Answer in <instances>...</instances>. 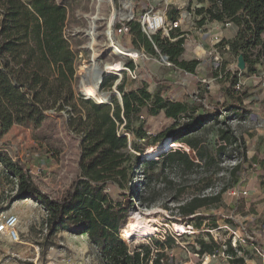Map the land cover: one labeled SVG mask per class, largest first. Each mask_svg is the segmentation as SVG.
I'll use <instances>...</instances> for the list:
<instances>
[{"label": "rangeland", "instance_id": "obj_1", "mask_svg": "<svg viewBox=\"0 0 264 264\" xmlns=\"http://www.w3.org/2000/svg\"><path fill=\"white\" fill-rule=\"evenodd\" d=\"M56 1L64 2L68 9L64 35L76 53L74 90L77 98L86 99L84 90L103 76L102 82L106 76L112 77L109 81L111 84L100 88L103 94L93 98L96 101L104 99L106 92H110L111 99L115 96L119 99L122 93L118 85L125 81V88L130 89L135 87L136 80H146L152 93L161 91L164 97L205 105L198 110V114H208L214 106L225 101L232 102L233 97L247 95L243 100L237 101L246 112L228 121L236 134L245 140L246 160L240 157L241 153L237 150L232 151L230 146L227 152L218 157V165L210 166L206 172L207 177L213 178V185L203 192L207 195L215 194L226 187L222 201L202 208L200 214L206 218L197 217L196 221L190 223L179 213L178 204L189 198L194 189L204 187L207 180L199 181V173L185 172L177 166L156 168L155 172L158 173L152 179L147 177L150 172L144 173L142 166L139 169L129 168L131 181L118 185L112 191L116 202L132 204L127 223L121 230L127 244L133 248L151 243L152 238L164 239L170 234L175 240L174 246L166 249L170 261L173 264H189L192 259V264H199L204 255L194 254L195 247L198 248V238L209 240L208 234H211L225 246L228 240H234L233 233L225 226L229 217L239 225L247 226L253 235L261 234L264 227V66L257 65L256 72L240 70L238 58L228 49H221V62H216L207 53L208 55L200 57L196 73L186 74L176 66L167 65L160 51L158 54H150L133 43L131 34L119 32L121 23L126 20L120 15L127 11L126 4H132L133 20H138L141 16L138 0ZM207 4V0L203 3L198 0H162L159 8L166 10L169 20L191 12L190 18H186L188 23L185 19L181 26L186 30L190 28V34H193L194 27L201 18L196 9ZM114 10L117 16L115 21ZM110 25L114 39L108 37V34L111 35ZM208 25L206 29L213 30L214 26L208 28ZM115 44L123 45L121 47L128 50L129 55L116 54ZM129 60L134 61L135 71L124 69ZM120 66L122 69H119ZM101 70L115 73L102 74ZM236 76L241 83L240 89L232 85V79ZM117 79L119 83L115 86ZM78 106L82 108V105ZM62 113L64 116L42 110L28 94L9 101L0 96V149L4 148L5 154L20 161L33 176L35 183L53 198L63 197L79 176L80 135L68 125V113ZM140 120H145L144 128L150 139H136L129 135L131 142L134 140L145 148L143 153H138L133 148H129V151L140 155L141 160L157 159L162 152H168L169 150L159 152L161 148L168 147V142L172 149L181 147L190 152L186 143L180 146L171 138L167 139L168 142L166 139L154 140L160 132L173 124L164 112L157 116H147L145 113ZM221 126L223 125L210 121L207 124L209 130L202 134L212 151H216L218 147V128ZM231 153L233 155L230 156ZM237 153L239 157L234 159ZM192 156L196 158L195 154ZM253 162L258 163L256 169L251 168ZM132 163L127 165L131 166ZM235 164H239L241 168L233 176L231 169ZM218 166L221 169L218 170ZM7 174L0 163V206L5 207L0 212H12L20 217L21 239L13 242L0 236V264H102L98 250L87 233L74 234L61 229L51 234L45 222L48 211L44 205L32 197L15 199L13 196L18 191L19 181ZM236 178L244 180V185L249 190L246 213L238 210V198L228 194L233 187L230 184ZM108 190L107 187L106 191ZM199 221L200 225L197 224ZM213 221L218 226L207 228L211 227ZM135 222L156 226L158 230L151 235L137 233L127 238L126 231L130 228V223ZM188 224L193 226L191 232L185 228ZM245 246L246 253L250 254L247 244ZM155 254L156 250L153 249L152 255ZM224 259L219 253L209 260V264H225Z\"/></svg>", "mask_w": 264, "mask_h": 264}, {"label": "trees", "instance_id": "obj_2", "mask_svg": "<svg viewBox=\"0 0 264 264\" xmlns=\"http://www.w3.org/2000/svg\"><path fill=\"white\" fill-rule=\"evenodd\" d=\"M196 13L201 16L197 21L199 26L214 21L230 22L236 26L235 36L222 39V45H229V51L236 58L243 55L246 69L250 72H256L257 65L264 66V0H208V4L198 7ZM177 18L174 16L172 19ZM67 19L68 9L64 2L0 0V96L9 101L28 94L42 110L50 114L64 116L62 111H66L68 125L80 135L81 142L79 176L61 198H53L44 192L25 166L5 154L6 150L1 148L0 162L4 171L8 177H16L19 181L18 191L13 197H32L42 203L48 211L45 222L51 234L61 229L74 234L87 233L98 250L102 264H173L166 252L175 242L170 234L164 239L152 238L151 243L133 248L127 244L121 230L127 223L132 204L116 202L112 191L118 185L131 181L129 168L139 169L142 166L144 173L150 172L147 177L152 179L158 173L155 172L156 168L177 166L185 172L199 173V181L207 180L204 187L194 189L189 198L178 204L179 213L190 223L196 221L197 217L206 218L200 214L201 209L220 203L227 190L224 187L208 195L203 192L213 185V178L206 174L208 168L218 165V157L227 152L230 146L232 151L237 150L241 153L240 157L246 160L245 140L236 134L228 121L246 112L237 101L247 95L233 97L232 102L225 101L214 106L208 114H198V110L205 106L203 104L164 97L161 91L152 93L146 80H136L135 87L130 89L125 88V81L118 85L123 104L116 96L111 103L77 98L74 90L76 53L64 35ZM129 34L138 48H144L150 54L160 51L183 72L196 73L200 60L184 57L186 32L180 28L171 30L170 36L158 31L150 38L138 20H131ZM114 50L120 56L129 55L128 50L119 45L115 44ZM126 66L131 70L136 68L133 60L126 62ZM111 79L106 76L102 86H107ZM97 83L84 90L87 97L92 95L95 99L103 94ZM237 83L236 76L232 79V85ZM161 112L173 124L154 140L166 139L168 142L171 138L180 146L186 143L189 146L186 148L196 158L179 146L172 149L169 142H166L168 147L161 148L159 152L169 151L162 152L157 159L141 160L140 155L129 151V148L138 153L145 151L144 146L134 140L131 142L129 135L136 139H150L144 128L145 120H140L141 116L145 113L147 116H157ZM210 121L223 125L218 128L216 151L210 149L202 136L203 132L209 130L207 124ZM238 157V153L234 155V159ZM130 162L133 163L128 166ZM240 168L239 164H235L231 174L235 176ZM238 182L239 178H236L230 185L235 186ZM237 206L238 210L246 213V198H238ZM4 209L0 206V211ZM197 224L200 225L201 221ZM227 224L233 228L239 226L230 217ZM210 225L207 228L218 226L216 221ZM208 235L209 240L198 238V248L195 247L194 253L217 254L223 248L211 234ZM153 245L156 247L153 248ZM226 246L225 252L231 256L232 264H245L231 240L226 242ZM153 249L156 250L155 255H152Z\"/></svg>", "mask_w": 264, "mask_h": 264}, {"label": "built area", "instance_id": "obj_3", "mask_svg": "<svg viewBox=\"0 0 264 264\" xmlns=\"http://www.w3.org/2000/svg\"><path fill=\"white\" fill-rule=\"evenodd\" d=\"M162 0H138V8L141 9V16L138 18V21L141 23L143 31L151 38L152 34L162 31L164 35L170 36V31L175 28H181L182 19L181 17L176 20H169L167 17L166 10H161L159 5ZM165 2V0H164ZM191 13V12H190ZM189 13V14H190ZM185 18V17H184ZM134 19V15L126 18L119 27V32L129 33V22ZM184 20V19H183ZM226 26H230L231 23H225ZM183 31V30H182ZM186 32V31H185ZM187 38V35H186ZM175 39V38H174ZM121 45V44H120ZM124 47L123 45H121ZM221 49H228L229 45H222V38L218 35H212V47L207 52L216 62H221L222 55ZM136 52V50H135ZM137 55V53H136ZM162 56V55H161ZM136 57V56H135ZM164 60V59H163ZM167 65L174 66L172 62L164 60ZM124 65V62H123ZM126 70H130L129 67H124ZM132 71H135L132 70ZM186 74H191L187 71H184ZM236 88H241V83L238 82L236 84ZM1 163V162H0ZM2 164V163H1ZM258 167V163L253 162L251 164L252 169H256ZM228 194L234 198H246L249 195V190L246 185H244V180H239V182L233 186ZM20 217L15 213L10 212H0V236H5L10 241L19 242L21 239L20 234ZM232 233H233V241H231L232 246L238 254H242V245L251 244L253 246V250L255 254L259 255L264 264V247L259 246L254 242L255 236L249 232V229L245 225H239L236 230L232 229L228 224L225 225ZM187 231L191 232L193 230L192 225L185 226ZM226 246L223 245V248L217 253H221L225 259L231 258L225 252ZM195 255H199L198 253H194ZM204 259L199 264H209V260L212 257H216V254L205 253ZM193 260L191 259L189 264H192Z\"/></svg>", "mask_w": 264, "mask_h": 264}, {"label": "crops", "instance_id": "obj_4", "mask_svg": "<svg viewBox=\"0 0 264 264\" xmlns=\"http://www.w3.org/2000/svg\"><path fill=\"white\" fill-rule=\"evenodd\" d=\"M205 1L206 0H204L203 2H205ZM203 2H201V3H203ZM191 15L192 14H188V13L187 14L186 13L180 14V16H178L177 19H179L182 16L181 17V19H182L181 25H183V22L185 21V19L190 18ZM186 22L188 23V20ZM208 24L203 25V26H199L197 24V26L194 27L195 30H194L193 34H190V32H189V31H191L190 28H188L186 30V29L182 28V26H181L180 29L183 31H186V35H187L186 42H185V52H184L185 58L193 59L194 57H197L200 60V57L207 54V52L212 47V35H218L222 39H224V38L225 39H232L235 36L236 31H237L236 26H234L232 24L230 26H226L225 23L218 22V21H214V22H211ZM207 25H208V28L214 26L213 30L212 29L207 30L206 29ZM217 30H218V32H216ZM194 55H196V56H194ZM191 75H192V73H191ZM259 230H260V228H259ZM261 230L263 231L261 234L254 232L257 234V236H255V234H254V236H255L254 242L256 244H258L259 246L264 247V236L262 237V234L264 233V227ZM245 247H246L245 245H242L241 249H242L243 254H238L240 257H242L244 259L245 264H249L250 262L252 264H263L262 258L259 255L255 254V252L253 250V246L251 244H247V247L250 250V254L246 253ZM224 261H225V264H232L231 258L224 259Z\"/></svg>", "mask_w": 264, "mask_h": 264}, {"label": "bare ground", "instance_id": "obj_5", "mask_svg": "<svg viewBox=\"0 0 264 264\" xmlns=\"http://www.w3.org/2000/svg\"><path fill=\"white\" fill-rule=\"evenodd\" d=\"M131 2L130 3H128V4H126V9H127V11H125V12H122L120 15H121V17L122 18H128V17H131L132 16V11H131ZM124 11V10H123ZM126 15H128L127 17H126ZM115 17H117L116 16V11L114 10V13H113V21H115L114 19H115ZM113 23V22H112ZM112 23H111V25H112ZM111 25H110V29H111V35H109L108 34V37H109V39L112 37L113 39H114V37H113V34H112V27H111ZM122 64V63H121ZM122 69V68H121ZM87 92H89V94H92L90 91H87ZM85 94V93H84ZM92 99H93V96L91 95L90 96ZM107 98V94H104V99H106ZM104 99H102V100H104ZM101 100V101H102ZM99 102V101H98ZM178 228H180V226L178 225L177 226ZM157 228H156V226H150V225H143V223L142 222H135V223H130V228L126 231V237L127 238H131L132 236H134V234H137V235H151V234H154V233H156L157 232Z\"/></svg>", "mask_w": 264, "mask_h": 264}, {"label": "water", "instance_id": "obj_6", "mask_svg": "<svg viewBox=\"0 0 264 264\" xmlns=\"http://www.w3.org/2000/svg\"><path fill=\"white\" fill-rule=\"evenodd\" d=\"M162 59H164V60H167L168 59V56L166 55V54H163L162 55ZM238 68L240 69V70H245L246 69V62H245V59H244V57H243V55H240L239 57H238ZM101 72H102V74H109V73H115V71H103V70H101ZM103 76V75H102ZM104 77V76H103ZM103 77L98 81V83H97V85L100 87V88H102V79H103ZM118 83H119V79H117V81H116V83H115V86H117L118 85ZM115 93H117V91L115 90L114 91ZM107 94H108V97L106 98V99H104V100H102V101H96V100H94V101H96V102H98V103H111L112 101H111V94H110V92H106ZM86 98H88V99H92L91 97H86ZM119 101L123 104V97H122V95L120 94L119 95ZM190 154H192V153H190Z\"/></svg>", "mask_w": 264, "mask_h": 264}]
</instances>
